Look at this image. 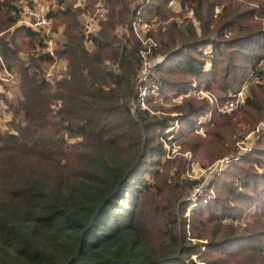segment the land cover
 <instances>
[{
	"label": "trees",
	"instance_id": "trees-1",
	"mask_svg": "<svg viewBox=\"0 0 264 264\" xmlns=\"http://www.w3.org/2000/svg\"><path fill=\"white\" fill-rule=\"evenodd\" d=\"M19 1L0 0V69L17 76L19 94L8 104L9 131L0 130V264H193L201 246L207 264H264V134L194 207L183 201L200 184L185 176L190 162L168 159L162 142L181 139L182 153L209 165L234 155L235 142L264 120V0H102L106 18L90 48L81 20L99 0H57L48 17L67 65L55 87L44 78L52 61L42 36L16 27ZM140 9L143 21L159 23L150 90L176 96L196 83L223 103L257 78L243 104L220 114L188 97L167 109L176 117L141 110V45L130 26ZM210 111L206 136L193 134ZM187 226L207 242L189 241Z\"/></svg>",
	"mask_w": 264,
	"mask_h": 264
},
{
	"label": "rangeland",
	"instance_id": "rangeland-1",
	"mask_svg": "<svg viewBox=\"0 0 264 264\" xmlns=\"http://www.w3.org/2000/svg\"><path fill=\"white\" fill-rule=\"evenodd\" d=\"M138 1H143V0H138ZM171 7L173 9L174 14H176V15L179 14L180 7H178L177 1L172 2L171 3ZM186 18L189 20L191 25H193L197 29V31L200 33L199 24L194 19L193 13L189 12L186 15ZM174 19H176L175 22L178 25H181L182 19L178 20L177 17H174ZM144 22L148 26H150V32L149 33L155 32L157 30V27L159 26V23L155 22V20H152L151 22L144 20ZM0 36H1V34H0ZM152 39H153V37H152ZM202 50L205 53H208L210 49L208 50L206 48H203ZM22 56L25 57V55H22ZM0 64L2 65V63H0ZM154 66H152L148 70V76H147V78H146L147 80L145 82L146 89H145V91H143V94L145 96V103H144L145 104V109L144 110L147 109V111L150 114L159 115V116H163V117L164 116L176 117V114L168 113L167 109H170L172 107H176V106L181 105V102L183 101V99L188 98V97H194L197 100H199V99L200 100H204V101H206L208 103V106L210 107V109H216V112H218L220 114H223V113L219 112L218 109H220L221 107H223L227 103L228 98H229L230 95H233L232 92H228L227 96H226V100L223 103H220L219 96H222V95H218L217 92L214 93V92H212L210 90H206L202 86H197L196 83H193L192 87L186 93H181L180 95H176V96H173V95L159 96L156 93L157 88H154L153 90L149 89V88L152 87L150 85L149 76H150L151 69ZM210 66H211V64H208L207 68H210ZM111 67H112V65H111ZM46 72L47 73L51 72L55 76L57 74H61V76H64L65 72H66V63H65L64 57H61V60L57 62V66L54 69H52V67L49 66L46 69L45 73ZM251 82H252V76H250L248 78V80L243 84V86L239 89V91L241 90L243 92L244 96H246V92H247L248 86H250ZM17 86H18L17 76L14 75L13 73L8 72L6 70V68H5V66L2 69H0V130L2 132L9 131V129H10L9 128L10 127L9 123L11 122V119L13 117H11V112H9V110H8V108H9L8 104L9 103H15V101L17 100L16 98H18L19 94H18ZM236 91H238V90H236ZM147 96L153 97V99L150 102H148L147 101ZM212 116H213V113L210 111L206 115L201 116L199 118V120L197 121L196 125H195V128H199V124L201 125V127L204 130V134L203 135L200 134V133L199 134L197 133L198 129H195L194 130L195 132L193 134L198 135L199 137L201 136V137L204 138L206 136V134H207V131H208L207 129L210 127ZM180 118H181V116H180ZM263 125H264V120L260 121L254 127V130L250 134L239 138L235 142L234 147H235L236 151H235L234 155H232V156L229 155V156H225V157H222V158H218V160L214 161L213 163H210L209 165H206V164L204 165L203 163L196 161L194 159L193 155L190 152L182 153L183 150H181V148L179 146V143H180L181 139H178L177 141H173L171 143H169L168 141H166L164 139V140H162V142H163V146L165 144V148L164 149L167 150L166 157L168 159H173L175 156L186 157L188 162H190L189 166L191 164H193L195 166L196 175L197 176L200 175L195 180L198 181V183H200L201 180L203 179V177L206 176L208 178V182L210 183V181L212 182L213 179H215L222 171H224L232 163L237 162L239 159H241L242 157H244L246 155L252 154L253 148L255 147V143L257 141V139H256L257 136L259 134H264V126ZM256 129H257L258 132H255ZM176 130H178L177 122L174 124V126H172V128H169V129L165 130L162 135L164 136V134L165 135L172 134L173 132H176ZM189 130L190 129H188V131ZM168 139L172 140L173 137H169ZM246 148L248 150H246ZM237 156H238V158H237ZM223 160L226 161V163L221 168L220 166H222V165L220 163ZM193 170L194 169L192 168V166H190V169L188 170V173L194 174ZM212 192H213V190H212ZM203 198H205V200L210 199V198H208V193L207 192L203 195ZM189 212H190V209L187 210L186 214L187 213L188 214L187 215L185 214V215L188 216ZM254 214H255V211L254 212H250L249 214H247L246 220L248 222H252L254 220L253 219ZM256 215H258V214H256ZM261 217H262L263 222H264V215L261 216ZM186 231H187V233H189V236L191 238H194L193 236L190 235L189 228L186 227ZM194 239H196V238H194ZM202 241L207 242L206 240L202 239V240H197L196 243H198V245H202V244H200V242H202ZM203 261L207 264V262L204 259H203Z\"/></svg>",
	"mask_w": 264,
	"mask_h": 264
},
{
	"label": "built area",
	"instance_id": "built-area-1",
	"mask_svg": "<svg viewBox=\"0 0 264 264\" xmlns=\"http://www.w3.org/2000/svg\"><path fill=\"white\" fill-rule=\"evenodd\" d=\"M133 1V0H131ZM150 0H145L144 3L149 2ZM85 0H76L75 7H82L84 5ZM20 6V16L19 20L16 24V27L25 26L32 31L36 33H40V35L43 38L44 46H45V52L46 54L51 58L52 61V69H54L57 66V62L60 61V57L55 52L56 44L61 38V31L53 32L52 28V20L48 17L51 10L55 9L57 7V0H20L19 1ZM141 9H143L141 7ZM141 9L136 13V15L131 20L130 26L131 31L138 41V43L141 45V49L139 51V56L142 61V66L139 71V74L137 76L138 79V96H139V107L142 108L141 110L145 109V96L143 94V91L146 89V78L148 76V70L154 66L155 64L161 62V58H157L153 56L154 51L157 48V43L154 42L152 37L150 36V26H148L141 17ZM106 18V9H104L102 0H99L93 7V11L90 14H86L82 16L81 20V27H82V34H83V40L84 43L90 48V38L93 34H96V32L99 30L98 23L100 21L105 20ZM151 24V23H150ZM121 28L116 29V33L121 34ZM38 51V49H36ZM264 58V57H263ZM115 69V67L113 68ZM63 76L60 74H57V76H54L51 72H46L44 75V78L46 81H48L52 87H55V83L57 80H60ZM253 82H259L257 78L252 79ZM145 84V85H144ZM245 100V96L243 92L237 91L234 92L233 95H230L228 98L227 103L218 109L219 112L224 114H230L235 109H237L240 105L243 104ZM147 110V109H146ZM144 110V111H146ZM264 126V125H263ZM198 134H204V130L199 124ZM191 128L189 131H192ZM255 132H258L257 129ZM246 150H248L246 148ZM169 157V156H168ZM238 158V156H237ZM228 160V159H227ZM226 161H221V168L224 166ZM193 173H186L185 176L188 180H195L199 176L196 175L195 166L191 164ZM220 168V169H221ZM210 183L208 182V178L205 176L201 180L200 184L194 187L186 196H184L183 201L191 202L193 204L192 207L197 205L198 200L202 202H207L205 198H203V195L206 193L207 186ZM208 198H212L213 192L212 190H208ZM191 207V208H192ZM189 208V209H191ZM188 214V213H187ZM186 214V215H187ZM189 228V226H187ZM189 241H191L193 244L196 243L197 240L194 238H191L189 236V233H187ZM205 241L200 242V244H205ZM204 246H201L200 251L196 253L195 255H192L188 261L192 262L193 264H206L202 259V252H204Z\"/></svg>",
	"mask_w": 264,
	"mask_h": 264
},
{
	"label": "crops",
	"instance_id": "crops-1",
	"mask_svg": "<svg viewBox=\"0 0 264 264\" xmlns=\"http://www.w3.org/2000/svg\"><path fill=\"white\" fill-rule=\"evenodd\" d=\"M61 58V57H60ZM61 60V59H60ZM65 60V59H64ZM65 63H66V61H65ZM66 65H67V63H66ZM61 75V74H60ZM55 76V75H54ZM57 76V75H56Z\"/></svg>",
	"mask_w": 264,
	"mask_h": 264
}]
</instances>
